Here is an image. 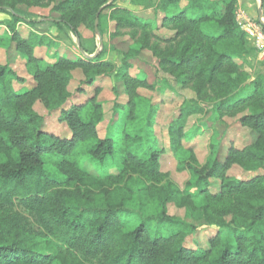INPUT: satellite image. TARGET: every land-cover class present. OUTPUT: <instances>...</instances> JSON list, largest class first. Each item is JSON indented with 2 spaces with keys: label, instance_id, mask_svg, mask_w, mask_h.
Masks as SVG:
<instances>
[{
  "label": "trees",
  "instance_id": "trees-1",
  "mask_svg": "<svg viewBox=\"0 0 264 264\" xmlns=\"http://www.w3.org/2000/svg\"><path fill=\"white\" fill-rule=\"evenodd\" d=\"M110 1L0 0V12L10 16L0 25L11 33L34 82L31 89L16 90L11 71L0 63V264H264V73L247 78L236 61L249 53L247 35L235 16L237 0H188L184 6L181 0H161L151 3L156 17L147 21ZM24 2L56 3L63 22L78 36L76 24L93 21L107 6L115 8L111 18L118 28L156 32L169 46H152L160 71L181 87L194 84L197 93L196 100H182L168 125L167 145L155 130L160 105L141 90L166 95L177 89L165 78L152 85L131 76L127 60L152 48L150 36L145 46L121 53L120 66L102 54L95 60L56 54L50 63L35 54L34 35L17 29L26 21L16 11ZM164 29L173 35L161 36ZM75 71L84 74L77 89L86 98L82 102L71 100ZM110 78L120 84L126 101L115 110L118 116L123 111L121 123L113 122L115 131L100 137L105 113L98 94ZM38 102L48 115L58 114L69 136L46 129L45 116L35 109ZM200 102H213L218 117L241 114L239 123L255 133V142L244 148L219 142L206 163L198 165L193 148L186 145V129L189 118L204 111ZM167 153L176 158L179 171L191 173L184 191L168 179L163 183ZM86 164L103 169L92 174ZM115 166L116 173H110ZM234 167L263 174L241 180L229 175ZM121 182L124 186L111 195L107 190L103 194L102 186ZM97 187H102L98 199L93 196ZM202 197V219L168 214L169 203ZM225 200L236 201L229 208H237L230 222L219 221L209 205ZM20 210L35 219L36 228L29 227ZM213 226L216 232L207 246L188 245L203 228Z\"/></svg>",
  "mask_w": 264,
  "mask_h": 264
},
{
  "label": "rangeland",
  "instance_id": "rangeland-1",
  "mask_svg": "<svg viewBox=\"0 0 264 264\" xmlns=\"http://www.w3.org/2000/svg\"><path fill=\"white\" fill-rule=\"evenodd\" d=\"M14 1V0H10ZM161 0H111L110 4L114 3L116 7H123L131 11L133 16L138 17L143 21L149 19L153 20L156 17L155 7L151 3L159 4ZM182 5H187L188 0H181ZM261 8L260 0H237L235 5V16L238 24H245L246 21L251 23L262 25L259 21V10ZM115 8H102L99 16L98 27L99 33L95 31L96 18L91 21L90 19L85 23L76 24L80 36L76 35L73 30L63 22V13L56 11V3H51L45 6H30L27 2L17 4L16 11L21 17L26 19L25 22H21L17 25V29L21 31L24 36L34 35L33 38L37 41L39 46L37 49V56H43L47 61H53L56 54L59 51L65 55L66 58L70 57L75 60L80 57L86 58L81 52L82 48L89 56H92V60H95L102 54V58L105 61H111L118 66L121 65V53L128 52L130 48L138 49L141 45L145 46L146 39L148 38L149 31L143 29L132 28H118L117 23L111 18V13ZM251 9V11H250ZM250 11V12H249ZM99 14V15H100ZM97 16V15H96ZM10 19L7 12H0V21ZM262 19L264 21V0L262 6ZM264 27V25H262ZM241 27V26H240ZM264 30V29H263ZM161 36H172L174 31L170 29H164L160 32ZM246 33V32H245ZM158 35V34H157ZM156 32L152 31L150 34L151 44L150 46L160 45L162 49L168 48V44L160 42ZM247 40L249 43V53L244 60L237 59L239 65H243L244 72L247 74V78H254L259 74L264 73V55L261 50L257 48V43L254 38H251L247 33ZM100 36L103 41V46H100ZM160 39V38H159ZM62 49H61V48ZM61 49V50H60ZM154 48H146L138 51L133 57L127 59L130 68L129 72L131 76L138 77L147 80L150 84H155L163 78L168 79L172 86L177 89L176 94H171L168 91L166 95H162L157 90H141L142 95L149 100H152L154 104L159 103L160 107L157 109L156 115V133L161 142L167 145V130L171 120L177 115L179 106L182 100H190L197 98L194 84L181 87L177 84L175 79L169 74L160 71L158 59L154 55ZM0 63L7 65L12 73V85L16 90L23 89L25 87H31L34 82L26 72L25 60L15 48V44L11 40V33L5 25H0ZM74 81L70 86V91L74 93V101H84L86 98L83 94H78L77 89L83 82L84 74L81 71H75L73 74ZM21 78L22 81H17ZM118 87V92L113 90V87ZM91 90V88H87ZM123 92V93H122ZM209 98V97H208ZM98 101L104 105L105 117L103 122L99 126V135L104 137L108 132H114V128L111 130L113 120L117 116L115 110L116 106L126 101L124 91L120 88L114 79L110 78L104 81L101 87V91L98 94ZM213 102L207 104L199 103L204 107V111L192 115L188 120V126L186 129V145L189 148H193L196 154L198 165L203 166L212 149V145L219 142L228 143L234 142L238 148H244L253 144L256 140V135L252 130L239 123L238 116L222 115L218 117L213 111ZM36 111L45 116L46 129L59 136H69V131L65 124L58 122V114L48 115L41 102H38L35 107ZM246 112V111H245ZM247 113V112H246ZM123 117V111L119 115V124ZM118 124V125H119ZM200 129V132H199ZM87 171L92 174H100L103 167L99 164L88 166L85 165ZM179 164L176 158L170 154H165L162 161V171L165 177L163 183L168 181L175 184L181 189V191L188 188V184L192 180L191 173L189 171L181 172L178 170ZM113 169V170H112ZM110 173H116L117 167H113ZM263 174L262 171L258 173H250V171L244 170L239 167H234L230 170L229 175L239 178L241 180H249L255 175ZM124 186V182L120 184H108L102 191L104 195L105 190L108 191V196L112 192L116 191V188ZM94 188L95 194L93 195L98 199V193L100 188ZM217 186L211 187V190L216 191ZM101 192V193H102ZM100 193V194H101ZM103 198V195H100ZM119 197H122L121 195ZM123 198V197H122ZM203 200L190 201L189 199H182L178 204L169 203L167 206L168 214L180 219H188L190 215L192 219H202L204 210L201 208L205 203V197ZM209 201V198H206ZM236 202V201H235ZM234 200H225L223 202L209 203L211 210H214L215 217L219 221L230 222L234 219V213L237 210L235 208L230 211L229 208L234 205ZM20 215L26 217L29 227L36 228L37 224L35 219L28 213L19 211ZM189 220V219H188ZM215 227L203 228L199 233L189 240V246L191 248H202L207 246L209 237L215 234Z\"/></svg>",
  "mask_w": 264,
  "mask_h": 264
},
{
  "label": "built area",
  "instance_id": "built-area-1",
  "mask_svg": "<svg viewBox=\"0 0 264 264\" xmlns=\"http://www.w3.org/2000/svg\"><path fill=\"white\" fill-rule=\"evenodd\" d=\"M241 29L246 32L251 38H254L257 43V48L263 52L264 55V27L246 21L245 24H240Z\"/></svg>",
  "mask_w": 264,
  "mask_h": 264
},
{
  "label": "water",
  "instance_id": "water-1",
  "mask_svg": "<svg viewBox=\"0 0 264 264\" xmlns=\"http://www.w3.org/2000/svg\"><path fill=\"white\" fill-rule=\"evenodd\" d=\"M113 1H114V0H113ZM260 1H261V8H260V10H259V21H260V23H261L262 25H264V21H263V19H262V6H263V0H260ZM101 10H102V9H100V11L98 12V14H97V16H96L95 31H96L97 33H99L98 21H99V14H100ZM100 46H103V41H102L101 36H100ZM80 50H81V52H82L87 58H92V56L87 55L86 52H85L82 48H80Z\"/></svg>",
  "mask_w": 264,
  "mask_h": 264
},
{
  "label": "crops",
  "instance_id": "crops-1",
  "mask_svg": "<svg viewBox=\"0 0 264 264\" xmlns=\"http://www.w3.org/2000/svg\"><path fill=\"white\" fill-rule=\"evenodd\" d=\"M250 11H251V9H250ZM250 11H249V12H250ZM38 47H39V46H37V47H36V50H35V54H36V55H37V49H38ZM60 48H61V47H60ZM61 49H62V48H61ZM61 49H60V50H61ZM86 54H87V53H86ZM59 55L62 56V57H64V58H66L65 55L62 53V51H59ZM87 55H88V54H87ZM39 57H41V58H43L44 60H46L43 56H39ZM53 57H54V56H53ZM86 58H87V57H86ZM23 59H24V58H23ZM67 59L73 60V59H71L70 57H68ZM90 59H91V58H90ZM24 60H25V59H24ZM46 61H47V60H46ZM53 61H54V60H53ZM48 62H49V61H48ZM51 62H52V61H50V63H51ZM25 64H26V60H25ZM25 69H26V67H25ZM74 73H75V72H74ZM33 86H34V85H33ZM33 86H31V87H25V88L20 89V90L31 89ZM91 90H92V89H91ZM91 90H88V89H87L88 92H91ZM83 95H84V94H83ZM71 100H72V102H75V101H74V97H73ZM123 103H124V102H123ZM120 104H122V103H120ZM103 106H104V105H103ZM115 116H117V117H116L115 120H113V122L119 121V119H118L119 116H118L117 114H116ZM113 122H112V123H113Z\"/></svg>",
  "mask_w": 264,
  "mask_h": 264
}]
</instances>
